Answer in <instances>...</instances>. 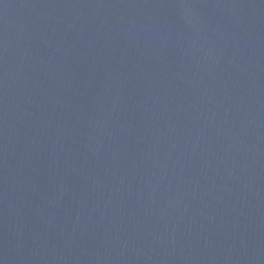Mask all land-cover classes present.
Wrapping results in <instances>:
<instances>
[{
  "label": "water",
  "instance_id": "water-1",
  "mask_svg": "<svg viewBox=\"0 0 264 264\" xmlns=\"http://www.w3.org/2000/svg\"><path fill=\"white\" fill-rule=\"evenodd\" d=\"M0 264H264V0H0Z\"/></svg>",
  "mask_w": 264,
  "mask_h": 264
}]
</instances>
